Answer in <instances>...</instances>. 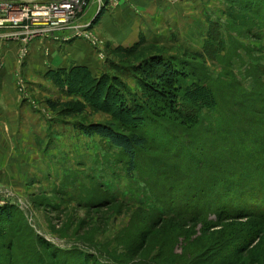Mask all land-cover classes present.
<instances>
[{
	"label": "rangeland",
	"instance_id": "rangeland-1",
	"mask_svg": "<svg viewBox=\"0 0 264 264\" xmlns=\"http://www.w3.org/2000/svg\"><path fill=\"white\" fill-rule=\"evenodd\" d=\"M25 3L35 7L46 2ZM254 6L244 8L237 0H85L83 9L75 10L81 12L76 20L71 18L80 26L72 38L66 41L59 32L31 38V44L41 39L63 45L79 42L93 54L86 60L93 76L119 74L132 94L141 95L130 73L117 72L107 63L121 58L113 54L116 49L143 41L147 53L162 52L186 61V55L203 53L211 25L218 27L225 49L216 60L203 63L218 109L202 111L198 124L188 130L175 125L186 136L185 151L182 146L177 154L171 135L163 129L150 131L155 141L139 154L132 173L120 151L106 140L87 137L81 126L112 123L118 130L124 128L90 108L74 117L51 110L49 101L77 99L63 94L44 75L39 77L34 69L40 65L41 53L36 51L31 65L25 66L28 47L23 56L20 45L17 65L0 80V88L5 89L0 105L14 90L20 102L14 113L0 112V211L11 212L10 218L0 216V264H57L54 257L60 264H210L206 259L220 253L237 255L234 264H264V234L241 250L233 243L254 222L229 221L207 230L203 223H191L189 206L203 193L213 196L220 189L213 183L229 162L223 136L227 117L235 125L240 114L251 113L264 102V88L256 81L258 72H264V0H254ZM99 12L127 31L119 42L125 41V35H130L129 40L119 45L101 42L95 35ZM87 22L91 23L83 29ZM233 101L236 105H231ZM186 150L187 156L194 155L204 164L188 163L183 156ZM157 162L175 166L176 174H154L150 167ZM232 166L248 182H264V170ZM209 220L218 223L212 215ZM175 223L180 227L175 228ZM10 238L12 248L6 245ZM225 240L233 245L219 244ZM79 256L86 257L84 263Z\"/></svg>",
	"mask_w": 264,
	"mask_h": 264
},
{
	"label": "trees",
	"instance_id": "trees-1",
	"mask_svg": "<svg viewBox=\"0 0 264 264\" xmlns=\"http://www.w3.org/2000/svg\"><path fill=\"white\" fill-rule=\"evenodd\" d=\"M238 2L250 10L256 7L254 0H245V2L237 0ZM257 13L261 15V12ZM101 16L102 12H99L96 23ZM220 36L218 27L211 25L203 53L186 55V61L167 56L162 52L147 53L148 50L143 48V41L129 48L116 49L113 54L121 58L115 61L107 59V63L117 69V72L124 69L130 73L141 95L132 94L119 74L113 76L101 74L96 77L85 66L48 69L43 74L44 78L51 80L63 94L77 99L61 104L49 101L48 105L51 110L58 111L61 117L81 116L89 108L95 113L104 112L109 115L113 123H118L124 131L118 130L112 123L81 126L82 131L87 137L96 136L106 140L111 147L120 151L125 157L127 171L132 173L137 169L139 154L144 153L148 146L152 148L149 144H153L155 140L151 138L150 131L163 129L166 134L171 135L178 150L175 152L177 154L182 146V150L185 151L186 140V136L182 135L183 131L177 126L188 130L198 124L202 111L212 112L218 109L214 87L210 85L209 78H204L203 63L206 62L204 59L216 60L220 51L225 49L224 41L222 39L221 42ZM258 74L256 81L264 88V72ZM257 93L255 95L258 96ZM256 102L259 105L258 101ZM231 105H236V101L231 102ZM253 112L256 115H253ZM253 112L240 114L235 125L230 121V118L233 120L232 117H227L229 126L224 130L226 134L223 136L226 137L224 142L229 162L226 163L223 176L218 177L213 183V186L219 185L220 189L213 196L210 192H206L208 196L203 193L193 205L192 202L189 204L192 208L190 216L193 217L191 223H203L204 229L207 230L215 226L220 227L219 225L229 221L237 223L236 221L245 219L254 222L255 225L252 224L250 228L245 229L244 237L238 236L233 241L239 250L246 246L251 247L255 239L264 234V182H248L242 177V171L232 166L236 163L237 166L246 165L253 171L264 170V119L258 118H264V102ZM187 154L189 152L186 150L183 156H186L188 163L194 167L198 163L204 164L201 159ZM154 164L150 167L154 174L165 176L176 174L175 166H166L163 162ZM10 213L1 210L0 216L4 215L5 219L10 218ZM209 215L214 216L218 223L213 224L209 220ZM164 222L166 220L161 221V226L165 225ZM179 227L175 223V228ZM1 235L4 236L2 233ZM1 240L0 238V248ZM223 242L229 245L227 240L219 244ZM37 244L39 246V243ZM6 245L12 248L15 244L10 238ZM236 256L220 253L217 257L209 256L206 262L223 264L225 260L229 264H234ZM78 258L82 259V263L86 259L81 256ZM52 260L60 264L56 257Z\"/></svg>",
	"mask_w": 264,
	"mask_h": 264
},
{
	"label": "crops",
	"instance_id": "crops-1",
	"mask_svg": "<svg viewBox=\"0 0 264 264\" xmlns=\"http://www.w3.org/2000/svg\"><path fill=\"white\" fill-rule=\"evenodd\" d=\"M94 8L95 7H93L92 10H94ZM105 14L106 13L104 12L97 22L98 24H97V29L95 31L96 33L95 35H97L100 41L101 42L103 41L105 45H107L110 42H112L113 45H119L123 42L124 43L127 42V40H129L130 38V35L129 36L125 35L124 36L125 41L119 42L120 39H123L122 35L125 34L127 31L126 32L121 31V29H123V26L116 27L118 26L116 24L115 26H113L112 24L113 21L112 22L111 20L109 21V17L105 18ZM10 34H12L11 30L0 28V64H1L0 80L1 81L4 78H8L6 76L9 74V71H13L14 67L12 66H14L15 64L17 65L16 54L19 52L20 45H22L20 41H17L16 39L12 38ZM134 36H132V38ZM49 45H53V46H51V51H49L50 54L49 59H46L47 57L45 56H47L46 55L48 53L47 47ZM60 45H62L61 48H59ZM27 47H28L27 53L29 54L28 56L29 59L25 66L31 65L30 60H33V57H36V51L37 53H41L40 61H39L40 65L35 66L36 69H34L36 72L38 71L40 72L39 74L40 78L43 77V74L48 69L54 68L53 66H56V68H69L70 66L81 65L88 67V69L91 71V68L87 64L88 62L86 60L89 59L90 56L93 57V54H91L90 50L87 47H83V45L80 44L79 42L71 43L69 45H63V44L53 43L52 41H47V39L46 40L41 39L33 44L30 43ZM71 55L73 58H75V60H70L69 56ZM34 64L35 62H33V65ZM25 66L23 67V71L27 72L28 69L25 68ZM37 68L39 69L37 70ZM4 90H5L4 88H0V93L1 91ZM9 91L10 89L8 90V93ZM7 97L8 100H2V102L4 101L5 104L0 105V112L2 111L5 112L13 111L12 113L16 112L20 104L19 96L17 95V92L15 90L12 92L10 91V95L7 94Z\"/></svg>",
	"mask_w": 264,
	"mask_h": 264
},
{
	"label": "built area",
	"instance_id": "built-area-1",
	"mask_svg": "<svg viewBox=\"0 0 264 264\" xmlns=\"http://www.w3.org/2000/svg\"><path fill=\"white\" fill-rule=\"evenodd\" d=\"M24 3L0 2V28L12 31L11 37L20 41L24 48L23 56L32 37L59 32L65 34L63 38L67 41L79 32L80 26L72 23L71 18L74 16L76 20L81 12L75 10L83 9L85 0L46 2L35 7ZM90 23L83 25V29ZM84 34L89 39V35Z\"/></svg>",
	"mask_w": 264,
	"mask_h": 264
},
{
	"label": "water",
	"instance_id": "water-1",
	"mask_svg": "<svg viewBox=\"0 0 264 264\" xmlns=\"http://www.w3.org/2000/svg\"><path fill=\"white\" fill-rule=\"evenodd\" d=\"M62 0H0V2H11V3H18V2H58Z\"/></svg>",
	"mask_w": 264,
	"mask_h": 264
}]
</instances>
